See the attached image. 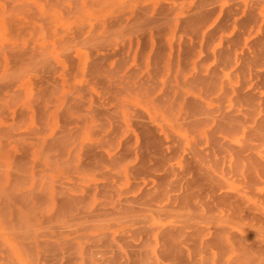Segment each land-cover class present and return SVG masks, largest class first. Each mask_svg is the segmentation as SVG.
<instances>
[{
	"label": "rangeland",
	"instance_id": "374dc122",
	"mask_svg": "<svg viewBox=\"0 0 264 264\" xmlns=\"http://www.w3.org/2000/svg\"><path fill=\"white\" fill-rule=\"evenodd\" d=\"M0 264H264V0H0Z\"/></svg>",
	"mask_w": 264,
	"mask_h": 264
},
{
	"label": "bare ground",
	"instance_id": "6f19581e",
	"mask_svg": "<svg viewBox=\"0 0 264 264\" xmlns=\"http://www.w3.org/2000/svg\"><path fill=\"white\" fill-rule=\"evenodd\" d=\"M141 14H142V13H141ZM196 14H197V13H196ZM142 15H143V14H142ZM196 17H197V16H196ZM192 18H193V16H192ZM157 62H158V60H157ZM93 69H94V68H93ZM94 71H95V70H94ZM92 73H93V71H92ZM97 76H98V75H97ZM145 144H146V146H147V143H145ZM146 146H144L143 148H145ZM213 146H215V145H213ZM146 150H147V148H146ZM146 150H144V151L146 152ZM144 151L142 152L143 155H144V153H145ZM188 196H189V195H188ZM185 197H186V196H185Z\"/></svg>",
	"mask_w": 264,
	"mask_h": 264
}]
</instances>
